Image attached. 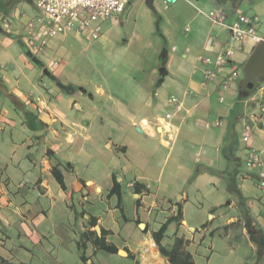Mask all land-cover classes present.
Wrapping results in <instances>:
<instances>
[{
	"label": "crops",
	"instance_id": "obj_1",
	"mask_svg": "<svg viewBox=\"0 0 264 264\" xmlns=\"http://www.w3.org/2000/svg\"><path fill=\"white\" fill-rule=\"evenodd\" d=\"M148 1L129 0L105 34L124 30L127 50L163 38L160 66L139 56L122 77L114 64L87 77L63 41L26 54L20 43L39 12L31 0H0V264H172L154 239L166 222L160 244L177 261L213 264L220 240L227 258L238 248L264 264L252 238L264 235V82L246 93L239 71L229 89L221 83L258 43L236 47L202 84L204 58L231 42L209 13L252 16L264 38V0Z\"/></svg>",
	"mask_w": 264,
	"mask_h": 264
},
{
	"label": "built area",
	"instance_id": "obj_2",
	"mask_svg": "<svg viewBox=\"0 0 264 264\" xmlns=\"http://www.w3.org/2000/svg\"><path fill=\"white\" fill-rule=\"evenodd\" d=\"M39 14L29 22L30 34L25 38V45L32 53L38 52L40 45L46 40L57 36L72 35L79 40H87L89 43L99 39L101 23L106 20L116 19L126 8L129 0H31ZM165 5L176 3L178 0H162ZM209 18L214 25L227 30L231 35L230 45L215 57H206L204 62L209 67L204 72L203 85L215 81L219 72L227 68L234 61L237 48L248 46L251 42L259 43L262 38L256 33V23L252 16L237 14L229 20L226 10L219 8L209 13ZM5 26L6 18L2 19ZM237 47V48H236ZM51 66L58 65L57 61H51ZM239 70L231 68L224 74L222 86L229 89L238 79ZM260 89H264L262 83ZM223 101V97H220ZM259 109L264 114V104H259ZM250 135L247 132L243 140L248 141ZM252 164L259 163L257 154L252 156Z\"/></svg>",
	"mask_w": 264,
	"mask_h": 264
},
{
	"label": "rangeland",
	"instance_id": "obj_3",
	"mask_svg": "<svg viewBox=\"0 0 264 264\" xmlns=\"http://www.w3.org/2000/svg\"><path fill=\"white\" fill-rule=\"evenodd\" d=\"M26 0H22V3H25ZM30 8L33 11H37L34 4L30 3ZM109 21H104L101 23L100 27V37L99 39L89 43L87 40L76 41L71 36L65 37L57 36L52 39V41H63L65 44L71 46L73 57L71 62V67L73 70L78 69V73L86 75L87 77H94L96 74L97 68H103L104 65L114 64L117 65L115 69L116 76L122 77L124 75L125 67L134 62L139 56L145 58L148 63H154L158 67L161 64V59L163 53L167 46L165 40L162 38V45L159 48L156 46H151L150 48L140 49L139 45L134 48L127 50L125 49L128 39L130 36L125 33L124 30L116 31L114 29L112 34L108 36L105 34V29L109 25ZM117 32V33H116ZM105 34V35H104ZM22 48L26 54L29 53V48L26 45H23ZM52 61V60H51ZM56 61V60H55ZM51 66V65H50ZM55 67V66H51ZM240 71V80H243L246 77V65H243L239 68ZM120 92L123 94L128 86L126 84L122 85ZM170 93V92H168ZM166 94L167 97L169 94ZM246 93H248L246 91ZM242 168L245 169V166L242 162ZM195 175L193 178H196ZM227 199L225 203H227ZM221 241L217 240L215 244L216 254L212 258L213 264H250L249 258H244L241 255V252L236 248L235 253L231 254L229 258L226 256V251L221 249ZM105 256H108V253H102ZM244 256H249V251L244 252Z\"/></svg>",
	"mask_w": 264,
	"mask_h": 264
},
{
	"label": "trees",
	"instance_id": "obj_4",
	"mask_svg": "<svg viewBox=\"0 0 264 264\" xmlns=\"http://www.w3.org/2000/svg\"><path fill=\"white\" fill-rule=\"evenodd\" d=\"M53 175L56 178V180L61 184L62 187L64 186V181H63V176L58 168V166L56 165L53 170ZM119 184L114 180V185L113 188L111 190V193L114 194L115 190H117L119 188ZM170 222H166L162 225V227L160 228V230L156 233H154V239L156 241V243L158 244L161 253L165 254V255H169L170 256V261L172 264H194L191 256L189 254H186L184 259H182L181 261H177L176 259V255L173 251L168 252L167 250H165L161 244H160V240L163 237L164 232L166 231L168 224ZM102 235L104 234V231H101ZM253 240L258 244L260 250H259V254L260 255H264V235L262 232H259L258 235H254L252 236ZM96 245L99 246L100 248L111 252V253H117L118 249L115 246H111V245H107L106 243H104V241L102 239L100 240H96L95 241Z\"/></svg>",
	"mask_w": 264,
	"mask_h": 264
},
{
	"label": "water",
	"instance_id": "obj_5",
	"mask_svg": "<svg viewBox=\"0 0 264 264\" xmlns=\"http://www.w3.org/2000/svg\"><path fill=\"white\" fill-rule=\"evenodd\" d=\"M20 44L24 45V43ZM28 54L33 56L31 51ZM33 57L36 59L35 56ZM262 82H264V38L255 46L247 60L246 77L242 80V86L246 91H252L257 89Z\"/></svg>",
	"mask_w": 264,
	"mask_h": 264
}]
</instances>
